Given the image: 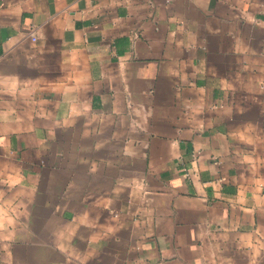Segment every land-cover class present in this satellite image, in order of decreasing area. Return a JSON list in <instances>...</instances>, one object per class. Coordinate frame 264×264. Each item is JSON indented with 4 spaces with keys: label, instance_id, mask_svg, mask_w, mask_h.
Here are the masks:
<instances>
[{
    "label": "crops",
    "instance_id": "obj_1",
    "mask_svg": "<svg viewBox=\"0 0 264 264\" xmlns=\"http://www.w3.org/2000/svg\"><path fill=\"white\" fill-rule=\"evenodd\" d=\"M0 264H264V0H0Z\"/></svg>",
    "mask_w": 264,
    "mask_h": 264
},
{
    "label": "built area",
    "instance_id": "obj_2",
    "mask_svg": "<svg viewBox=\"0 0 264 264\" xmlns=\"http://www.w3.org/2000/svg\"><path fill=\"white\" fill-rule=\"evenodd\" d=\"M33 41H36V37L34 35L31 36Z\"/></svg>",
    "mask_w": 264,
    "mask_h": 264
}]
</instances>
